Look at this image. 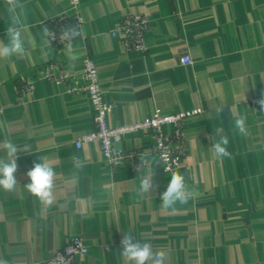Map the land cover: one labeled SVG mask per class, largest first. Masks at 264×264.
Returning a JSON list of instances; mask_svg holds the SVG:
<instances>
[{
	"label": "crops",
	"instance_id": "0c3cea01",
	"mask_svg": "<svg viewBox=\"0 0 264 264\" xmlns=\"http://www.w3.org/2000/svg\"><path fill=\"white\" fill-rule=\"evenodd\" d=\"M21 2L25 54L0 59V159L10 160L5 141L17 147L15 189L0 188V260L41 264L80 235L90 252L77 264H129L120 253L127 232L164 251L165 264H264V107L252 103L264 96V0H81L84 23L71 42L75 61L69 44L44 45L45 28L69 9L68 0ZM130 13L150 19L144 52L127 50L123 37L111 34ZM9 24L0 0L5 44ZM86 57L95 61L104 97L115 105L112 126L156 111L204 110L183 125L188 151L175 172L193 191L187 204L161 207L174 172H163L150 132L118 145L143 152L148 163L138 173L109 168L98 143L76 148L96 130L86 94L69 92L70 84L84 83ZM184 57L192 64H182ZM51 64H59L69 82L38 78ZM240 115L247 117V136L234 128ZM217 127L223 132L216 134ZM220 136L229 139L230 157L212 149ZM40 161L56 173L50 206L25 188L26 173ZM151 177L154 189L138 197L141 178Z\"/></svg>",
	"mask_w": 264,
	"mask_h": 264
},
{
	"label": "built area",
	"instance_id": "2783aa9c",
	"mask_svg": "<svg viewBox=\"0 0 264 264\" xmlns=\"http://www.w3.org/2000/svg\"><path fill=\"white\" fill-rule=\"evenodd\" d=\"M69 9L62 12L52 21L48 29L52 34L50 40L59 48L69 44V41L62 37V31L70 26H75L78 31L82 30L83 18L79 13L81 0H68ZM150 27V19L140 14L130 13L123 17L117 27L111 32L112 36L120 35L124 39L127 50L146 51L145 35ZM182 64L190 65L192 60L189 57L181 58ZM83 85H69V92L86 94L89 104L94 112L96 130L80 137L76 142V148L80 149L85 144L98 143L100 145L103 159L106 165L113 169L129 168L134 172L144 170L146 161L143 152L137 149L125 150L119 148L126 137L141 134L145 131L151 133L152 150L162 165L164 173H173L180 169L181 164L187 155L188 145L183 125L192 117L203 114L202 108L186 110L170 115H161L155 112L152 116L143 121L122 126L110 125L109 119L115 110V105L104 97L102 86L99 82V73L95 61L86 57L82 67ZM38 78H48L59 84L69 82V75L59 64H51L45 67ZM30 90L34 88V82L28 81ZM264 96L252 99V103L261 106ZM164 168H167V172ZM89 246L80 235L71 236L66 244L56 254L41 264H77V259L89 254Z\"/></svg>",
	"mask_w": 264,
	"mask_h": 264
},
{
	"label": "clouds",
	"instance_id": "9594fccd",
	"mask_svg": "<svg viewBox=\"0 0 264 264\" xmlns=\"http://www.w3.org/2000/svg\"><path fill=\"white\" fill-rule=\"evenodd\" d=\"M7 5V13L10 18V24L7 27L8 42L5 44L0 41L3 46L0 47V59H8L12 56L23 57L25 54V41L22 38V29L26 25L27 15L26 6L21 0H5ZM81 33L75 26H70L62 31L61 36L69 41V59L71 61L77 60L79 57L72 48L71 42L75 40ZM52 34L47 28L44 30V45L50 46V37ZM43 55L47 57L48 53ZM71 66V65H70ZM264 107V100L261 102ZM223 109H218L221 112ZM246 115L238 116L234 121V128L238 130L241 135L247 136L249 133L246 128ZM216 134L223 132L222 127L215 129ZM229 139L227 136H220L219 140L212 144V149L219 157H230L231 153L228 151ZM7 150L9 161L0 159V188L5 192H12L15 189L17 180L15 173L17 172V147L9 139L3 145ZM148 161H141V164H146ZM167 172V168H164ZM29 178V183L25 185L27 191L36 197L43 205L50 206L54 202V177L56 173L54 169L47 162L34 163L33 167L26 173ZM155 185L151 178H141L139 187L136 190L138 197H143L145 194L149 195L154 189ZM193 191L186 184L184 175L174 172L167 185L166 190L161 194V207L164 209H175L177 204H187L192 197ZM121 255L129 262V264H165L166 254L164 251H153L148 243L138 242L133 235L125 232L121 242ZM0 264H6V261L0 260Z\"/></svg>",
	"mask_w": 264,
	"mask_h": 264
}]
</instances>
